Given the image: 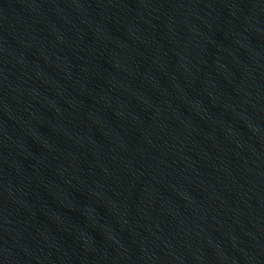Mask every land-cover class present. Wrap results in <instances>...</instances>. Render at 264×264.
<instances>
[{
	"label": "water",
	"instance_id": "water-1",
	"mask_svg": "<svg viewBox=\"0 0 264 264\" xmlns=\"http://www.w3.org/2000/svg\"><path fill=\"white\" fill-rule=\"evenodd\" d=\"M0 264H264V0H0Z\"/></svg>",
	"mask_w": 264,
	"mask_h": 264
}]
</instances>
